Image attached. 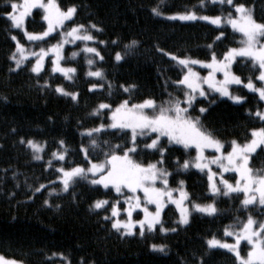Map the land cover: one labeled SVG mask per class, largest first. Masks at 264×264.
<instances>
[{
    "label": "trees",
    "instance_id": "1",
    "mask_svg": "<svg viewBox=\"0 0 264 264\" xmlns=\"http://www.w3.org/2000/svg\"><path fill=\"white\" fill-rule=\"evenodd\" d=\"M235 2L244 3L257 22H264V0ZM56 3L61 10L71 6L77 9L67 26L96 24L102 29L91 30V33L96 39L93 45L103 60L87 54H80L72 60V49H65L62 64L76 69L71 80L53 73L48 60L39 75L31 72V60L16 69L15 62L10 59L15 52L11 37L15 35L20 43L28 44L22 34L11 27V21L5 15L11 8L6 0H0V255L22 264H81V260L84 264H200L201 259L204 264H237L232 253L221 248L209 249L206 241L213 235L229 241L224 235L226 226L238 224V219L246 221L249 215L263 221L264 208L253 205L242 208V194L213 195L209 192L206 173L192 167L179 169L177 160L183 164L184 160L194 158V149L170 147L163 165L172 173L169 186L177 188L178 182L183 180L189 194L190 210L191 201H196L213 203L217 212L207 215L191 211L189 223L179 225L176 223L179 219L176 209L166 206L162 221L166 228H176L175 232L161 233L157 225L144 237L138 231L134 236L122 237L111 229L109 222L103 221L104 211L97 215L89 209L96 199L115 200L117 195L114 192L105 195L106 190L101 186L91 185L79 177L74 178L75 183L68 192H63L58 182L60 173L56 172L62 164L65 168L76 164L86 166L80 148L87 146L89 140L81 133L101 123H109L107 110L97 115L92 113L100 103L114 107L121 100L128 99L129 93H125L121 85H135L131 90L132 103L154 99L159 104L169 98V92L183 98V93L173 85V81L182 78L181 66L158 48L181 58L207 61L212 52L220 59L229 48L241 43V36L228 26L216 27L203 21L169 19V16L188 11L207 16H226L233 12L235 16L234 9L213 4L210 0H204L203 6L201 0H56ZM153 8L161 14L155 15ZM25 28L33 33L44 31L45 23L39 9L33 10L26 19ZM221 31L224 36L218 40ZM132 40L138 41L137 46L124 55L125 45ZM55 41V37L50 38L43 46ZM117 52L124 57L121 61L115 59ZM87 59L94 63L88 65ZM97 69L103 71L104 79L87 75ZM232 71L244 83L251 76L253 82L261 86V82L255 79L259 73L251 60L237 59ZM46 81L48 87L44 86ZM92 84L103 87L92 89ZM57 86L77 93V99L58 93ZM230 91L245 100L234 103L210 94L207 100L198 99L197 111L191 113L196 116L200 107L208 108L201 119L225 143L226 150H230L232 140L243 144L251 139L252 129L264 127V122L254 115L257 109L264 110V101L243 85L231 86ZM208 100L216 102L209 104ZM113 131L102 133L100 140L121 142L111 135ZM21 139L45 144L44 152L40 153L42 159H33L32 149L21 143ZM60 140L68 149L65 161L53 160L49 167L51 153L62 150ZM164 143L167 144L166 138ZM93 158L103 159V155L94 153ZM138 159L145 163L155 162L159 155L142 154ZM249 167L254 174H264V150L259 148L251 155ZM41 184L47 187L35 192ZM53 187L56 192L49 195ZM45 200L49 203L45 204ZM135 217L140 216L136 214ZM152 244L167 247L164 252L153 251ZM249 248L242 244L243 257ZM52 253H63L67 261H62L59 256L49 259Z\"/></svg>",
    "mask_w": 264,
    "mask_h": 264
},
{
    "label": "snow or ice",
    "instance_id": "2",
    "mask_svg": "<svg viewBox=\"0 0 264 264\" xmlns=\"http://www.w3.org/2000/svg\"><path fill=\"white\" fill-rule=\"evenodd\" d=\"M213 4L219 3L221 6L228 5L234 9L228 12L226 16H197L195 12L188 11L177 13L170 19H179L181 21L203 20L220 27L222 24L230 25L236 32L242 34L241 47L229 48L224 53L222 59H218L215 52H212L211 59L204 61L192 59L191 57H179L172 53H166L159 49L161 53L170 57L181 66L182 78L173 81L176 90L183 93V98L168 93V99L157 104L154 99H145L140 103L131 102V90L135 85L120 87L125 93H129V98L121 100L114 107L109 103H100L93 110V115H97L101 110H107L109 123H101L99 126L86 129L81 133L89 140L87 146L82 145L80 151L84 155L86 166L76 164L73 167L65 168L63 164L56 168V172L61 175L58 179L61 181L63 192H68L72 184L75 183L76 177L88 180L91 185L102 186L108 192H115L117 198L113 201L108 199H96L90 204V211L99 215V211L106 214L102 217L103 221L111 224V229L123 236L136 235L137 226L139 235L144 237L145 233H151L159 225L161 233L175 232L176 228H166L161 219V214L166 205L173 204L179 212V219L176 222L179 225H187L191 211L207 213L213 215L217 209L213 203L201 204L191 201V210L185 201L189 200V194L184 188V181L178 182L177 188L169 186V177L172 173L164 167L166 153L172 146H181L185 150L195 149L194 158L184 160L183 164H177L179 169L187 170L189 167H195L201 172L207 169L209 181V190L213 195L222 194L227 196L230 193L243 194L244 199L241 201V207L247 209L248 206L257 202L264 206V174L253 173L248 166L251 154L255 153L257 148L264 150V127L251 130V139L243 144L237 140L230 142V150L225 149V143L219 139L212 129L205 126L201 117L208 112V108L200 107L199 115L193 116L191 113L197 111L195 105L198 98L208 99L211 93L219 94L220 97H227L234 103H242L245 98L240 95H234L230 92V85H241L253 93H257L259 99L264 101V22H257L253 18L251 10L244 3H236L235 0H211ZM204 0H201L203 6ZM7 6L11 11L5 13L11 21V27L21 29L30 42L43 41L57 28L63 27L65 21H72L77 11L75 6L61 10L56 0H23L22 3L16 0H6ZM33 9H42V19L47 22V29L42 33L36 34L28 32L25 28V18L31 15ZM155 15L161 13L157 8H153ZM91 30L102 31L96 24L85 26L84 24H75L69 30L61 32V39L57 44L51 45L47 50L40 47L39 51L26 52L25 46L13 35L11 39L16 42V51L12 53L10 59L15 62L16 69H19L29 56L36 57L35 63L31 67V72L39 75L44 69V59L49 52L55 54L52 60L53 73L59 72L66 79L71 80V73H75L74 68H64L60 65L61 51L64 44L75 43L80 41H94L95 37ZM224 36V31L220 36ZM99 43H105L99 41ZM116 43V41H113ZM138 41L132 40L125 45V53L133 50ZM209 48L212 45H208ZM82 51L85 53H94L103 60L99 51L95 47L85 46ZM76 52L72 53L75 57ZM237 57L250 58L253 67L257 69L258 76L256 80L261 82L257 86L250 76L247 83L241 80V77L231 71V65ZM124 57L120 52L115 55L116 61H121ZM94 61L87 59V64L92 65ZM199 65L201 68L208 69L206 76H201L200 72L194 70V66ZM258 66V67H257ZM186 69V71H184ZM13 71L15 69H12ZM222 73L223 79H217L216 74ZM87 75L104 79L101 69L89 71ZM167 85V81H166ZM45 87H48L47 81ZM206 86V88H205ZM103 87V85L92 84L91 88ZM111 88V85H109ZM58 93L65 96H71L73 100L77 99V93H70L63 87L57 86L55 89ZM209 104H214L215 100H208ZM252 113H250L251 115ZM255 117L264 122V111L257 109ZM114 130L111 135L115 136L118 143H111L108 140H100L102 133L107 134L108 130ZM119 134V135H117ZM166 138L167 144L164 143ZM33 151V159L41 160L40 153L44 152L45 144L36 142L32 139L24 141ZM59 144L62 150L51 153V159L48 161L49 167L52 166L53 160L65 161L68 149L64 147V141L60 140ZM212 149L215 155L206 156L205 151ZM103 155V159H94L93 154ZM142 154L159 155L155 162L145 163L143 159H138ZM212 165H216L219 171H213ZM235 172L237 174L235 183H230L224 178V173ZM219 177L217 181L215 177ZM54 183V182H53ZM159 183L160 186H157ZM223 186V190L218 187ZM41 184L35 189L40 192L46 188ZM56 192L55 187L51 189L49 195ZM178 193V196H174ZM120 197L123 198V205ZM48 204V200L44 201ZM149 205H154L155 210L150 211ZM59 207V205H57ZM137 210L143 212L141 219H133V213ZM125 218L121 219V213ZM238 227V230H235ZM224 235L234 237V243H228L217 239L213 235L207 239L206 243L209 249L224 248L235 255L237 264H264V221H257L249 215L246 221H239L238 224L228 225L224 229ZM245 241L251 246L247 257L241 255V242ZM164 244H152L153 251L164 252ZM59 256L62 261H67L63 253H52V257ZM0 264H21L20 261L6 259L0 255ZM70 264V262H68ZM81 264L84 261L81 260ZM200 264H204L201 259Z\"/></svg>",
    "mask_w": 264,
    "mask_h": 264
},
{
    "label": "rangeland",
    "instance_id": "3",
    "mask_svg": "<svg viewBox=\"0 0 264 264\" xmlns=\"http://www.w3.org/2000/svg\"><path fill=\"white\" fill-rule=\"evenodd\" d=\"M23 2V0H21L19 3H22ZM45 2H47V0H45ZM210 2H211V0H210ZM248 9H250V8H248ZM33 10H36V9H33ZM32 10V11H33ZM41 12H42V17H43V15H44V13H43V10L42 9H39ZM251 10V9H250ZM175 15V14H174ZM30 16V15H29ZM29 16H27L26 18H25V21H26V19L29 17ZM171 16H173V15H171ZM171 16H169V17H171ZM197 16H201V15H199V14H197ZM168 17V18H169ZM170 19V18H169ZM43 20V19H42ZM175 20H179V19H175ZM44 21V20H43ZM194 21H196V20H194ZM197 21H203V20H199V19H197ZM69 21H65V24H64V26L63 27H60V28H57L54 32H52L48 37H46V38H44V40L43 41H34V42H30V41H28L27 40V38H26V36L24 35V31L23 30H21V29H16V30H18L21 34H22V36L24 37V40L27 42V44L28 45H24L25 46V50H26V52H30V51H39V48L40 47H44L46 50L51 46V45H54V44H57L58 43V41H60V39H61V35H60V33L61 32H64V31H67V30H69L72 26H67V23H68ZM203 22H206V23H209L208 21H203ZM44 23H45V29H44V31L47 29V22L46 21H44ZM209 24H211V23H209ZM211 25H213V24H211ZM213 26H216V25H213ZM222 26H228V27H230L231 29H232V27L230 26V25H225V24H222L220 27H222ZM217 27V26H216ZM236 32V31H235ZM42 33V32H41ZM240 36H241V40L243 39V37H242V34L241 33H239V32H237ZM36 34H39V33H36ZM92 34V33H91ZM53 37H55L56 38V41L55 42H53L52 44H49V45H47V46H43V43L45 42V41H47V40H49L50 38H53ZM15 42V41H14ZM96 42V39L94 40V41H80V40H77L75 43H66V44H64V46H63V49H62V51H61V56L62 57H64V51H65V49H67V48H70V49H72V51H71V54H70V59H72V60H74V59H76L80 54H87V55H95L94 53H85L84 51H82V49L85 47V46H87V47H94V43ZM242 45H241V43H240V45L238 46V47H241ZM238 47H235V48H238ZM15 51H16V42H15ZM73 52H76L77 53V55L75 56V57H73L72 56V53ZM55 58V54L53 53V52H49L48 53V55L45 57V59H44V66H45V64H46V61L48 60V61H50V65H51V69H52V67H53V64H52V60ZM223 58V57H222ZM222 58H220V59H222ZM242 57H237L236 58V60L237 59H241ZM246 59H249V60H251L250 58H246ZM27 60H31L32 61V65L35 63V60H36V57H34V56H29L28 57V59ZM26 60V61H27ZM235 60V61H236ZM25 61V62H26ZM62 61H63V58L60 60V65L62 66V67H64V68H70V67H65L63 64H62ZM235 61H233V63H232V65H231V71H232V66H233V64L235 63ZM194 70L195 71H198V72H200V74H201V76H206L207 75V73H208V69H204V68H201L199 65H195L194 66ZM186 71V70H185ZM233 72V71H232ZM55 73H58V74H61V73H59V72H55ZM72 74V73H71ZM70 74V75H71ZM61 75H63V74H61ZM64 76V75H63ZM216 78L217 79H223V74L222 73H217L216 74ZM241 85H243V84H241ZM231 86H237V85H230L229 87H231ZM205 88H206V86H205ZM246 90L247 91H249L247 88H246ZM231 92V91H230ZM249 92H251V91H249ZM251 93H253V92H251ZM211 94H215V93H211ZM254 94H256L257 96H258V94L257 93H254ZM216 95H218L219 96V94H216ZM220 97V96H219ZM221 98H225V99H228L227 97H221ZM258 98H259V96H258ZM198 99H204V98H198ZM228 100H230V99H228ZM230 101H232V100H230ZM233 102V101H232ZM102 111V110H101ZM264 111V110H263ZM110 122V121H109ZM252 138V137H251ZM178 146V145H177ZM181 147V146H180ZM194 149V148H193ZM259 148H257V150H258ZM256 150V151H257ZM194 151H195V149H194ZM254 154V153H253ZM195 155H196V152H195ZM205 155L206 156H211V155H215V153H214V151L212 150V149H208V150H206L205 151ZM252 155V154H251ZM249 166V165H248ZM212 167V170L213 171H219L218 170V168H217V166L216 165H212L211 166ZM193 169H195V170H198V171H200L199 169H197V168H195V167H192ZM201 172V171H200ZM204 173H207V169H205V171H204ZM61 175V174H60ZM206 176H207V174H206ZM236 176H237V174L235 173V172H228V173H224V178L225 179H228L229 180V182L230 183H235V178H236ZM207 179H208V177H207ZM214 179H216L217 181L219 180V177L217 176V177H215ZM58 182L61 184V188H63V185H62V183H61V181L58 179ZM209 182V181H208ZM157 186H160L159 185V183L157 184ZM102 187V186H101ZM218 187H220L222 190H223V186L222 185H218ZM114 192V191H113ZM209 192H210V190H209ZM115 193V192H114ZM211 193V192H210ZM212 194V193H211ZM221 194H222V192H221ZM242 194V193H241ZM179 194L178 193H174V196H178ZM223 195V194H222ZM243 195V194H242ZM243 199H244V196H243ZM120 200H121V203H123V198L121 197L120 198ZM185 203L188 205V201H185ZM173 206L175 209H176V206L175 205H173V204H168V205H166V206ZM253 206H255L256 208H258V209H263L264 208V206H261V205H259V203L257 202L256 204H254ZM188 207H189V205H188ZM149 209H150V211H154L155 210V206L154 205H149ZM176 211H177V213H178V215H179V212H178V210L176 209ZM193 212H197V213H200V212H198V211H193ZM163 213V212H162ZM122 214H123V217H120L121 219H124L125 218V214L122 212L121 213V216H122ZM136 214H139V216L140 217H135V215ZM202 214H207V213H202ZM208 215V214H207ZM143 217V212L142 211H139V210H137V212H134L133 213V219H141ZM161 219H162V214H161ZM264 221V220H263ZM139 232V228H138V226H137V229H136V232ZM229 237V241H226V242H228V243H234V237H230V236H228ZM242 244H246V242L245 241H242L241 242V246H242ZM250 248H249V250L248 251H250L251 250V246L250 245H248ZM216 248H219V247H216ZM221 249H224V248H221ZM225 250H227V249H225ZM228 251V250H227ZM248 251H247V253H248ZM230 252V251H229ZM230 253H232V252H230ZM233 254V253H232ZM234 255V254H233ZM235 256V255H234ZM245 258L247 257V254H246V256H244ZM22 264V263H21Z\"/></svg>",
    "mask_w": 264,
    "mask_h": 264
}]
</instances>
